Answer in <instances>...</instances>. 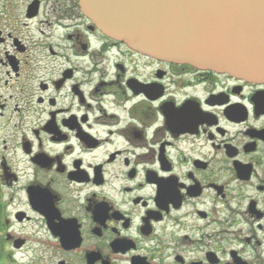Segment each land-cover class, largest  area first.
Here are the masks:
<instances>
[{"label":"flooded vegetation","instance_id":"flooded-vegetation-1","mask_svg":"<svg viewBox=\"0 0 264 264\" xmlns=\"http://www.w3.org/2000/svg\"><path fill=\"white\" fill-rule=\"evenodd\" d=\"M0 232L2 264H264V83L0 0Z\"/></svg>","mask_w":264,"mask_h":264},{"label":"water","instance_id":"water-1","mask_svg":"<svg viewBox=\"0 0 264 264\" xmlns=\"http://www.w3.org/2000/svg\"><path fill=\"white\" fill-rule=\"evenodd\" d=\"M106 37L147 57L264 83V0H80Z\"/></svg>","mask_w":264,"mask_h":264},{"label":"trees","instance_id":"trees-1","mask_svg":"<svg viewBox=\"0 0 264 264\" xmlns=\"http://www.w3.org/2000/svg\"><path fill=\"white\" fill-rule=\"evenodd\" d=\"M0 247H2L1 245H0ZM1 259H3V252H2V249H0V260ZM0 264H2V263H0Z\"/></svg>","mask_w":264,"mask_h":264},{"label":"rangeland","instance_id":"rangeland-1","mask_svg":"<svg viewBox=\"0 0 264 264\" xmlns=\"http://www.w3.org/2000/svg\"><path fill=\"white\" fill-rule=\"evenodd\" d=\"M3 235L1 234V232H0V237H2Z\"/></svg>","mask_w":264,"mask_h":264}]
</instances>
